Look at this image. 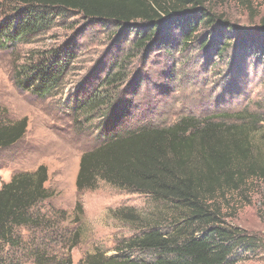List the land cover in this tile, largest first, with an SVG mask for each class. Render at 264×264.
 Listing matches in <instances>:
<instances>
[{
    "label": "trees",
    "instance_id": "1",
    "mask_svg": "<svg viewBox=\"0 0 264 264\" xmlns=\"http://www.w3.org/2000/svg\"><path fill=\"white\" fill-rule=\"evenodd\" d=\"M209 2L0 0L6 7L0 21V49L44 37L77 16L82 22L59 47L33 53L16 69L17 88L36 97L65 87L67 74L88 48L87 41L99 35L109 38L103 57L65 100L80 122L91 126L96 119L97 144L80 156L76 192L94 190L105 181L170 208L163 218L165 225L148 223L149 228L118 241L116 255L95 250L82 264H234L242 255L260 250L255 236L225 225L219 202L228 193L246 196L250 182L264 181V135L260 134L262 141L254 138L264 126V108L214 107L206 115L173 119L174 111L164 115L155 99L175 89L153 82L149 89L153 95L145 97L151 81L143 70L127 69L132 60L147 64L151 57H172L173 50H199L207 61L220 60L234 45L232 77L243 71L244 58H259L264 51V21L259 29L238 27L215 13ZM179 76V68L162 72L163 79L174 82L170 86ZM6 117L7 111L0 109V150L19 142L27 129L26 117L15 121ZM47 181V167L41 164L34 171H15L1 182L0 264H72L70 252L79 229L66 235V229H56L59 223L34 211L53 196ZM74 209L83 213L80 201ZM118 214L127 220L138 218L132 209H119ZM23 230L35 237L24 239ZM56 233L63 237L52 246Z\"/></svg>",
    "mask_w": 264,
    "mask_h": 264
},
{
    "label": "rangeland",
    "instance_id": "2",
    "mask_svg": "<svg viewBox=\"0 0 264 264\" xmlns=\"http://www.w3.org/2000/svg\"><path fill=\"white\" fill-rule=\"evenodd\" d=\"M209 5L225 20L244 29H259L261 21H264V0H210ZM5 10V5L0 4V21ZM81 23L77 16L52 28L44 37L0 49V109L7 111L9 120L27 118L23 138L0 150V184L8 181L15 171H34L41 164L47 167L45 186L53 196L39 203L34 211L59 223L56 229H66V235L79 229L78 242L70 252L72 264H82L85 256L95 250L104 251L106 256L116 255L114 249L118 241L139 234L149 228L148 223L165 225L163 218L170 211L166 204L144 194L120 190L105 181H99L94 190L81 194L76 192L75 176L80 156L97 144L96 119L90 122L91 126L80 122L81 118L73 116L65 100L96 61L103 57L109 47L107 35H99L86 42L88 48L77 58L66 76L65 87L57 93L39 98L30 92L20 91L15 84L16 69L28 62L33 53L59 47ZM201 33L204 34L203 31ZM196 47L199 49V44ZM236 50L232 45L223 59L209 61L199 50L182 53L173 50L172 57H151L147 64L139 62L138 58L132 60L127 69L131 73L143 70V75L151 81L145 86V97L153 95L149 90L154 88L153 82L160 81L169 89H175L165 94L158 91L160 95L155 99L160 110L166 111L164 115L174 111L170 117L173 119L183 114L206 115L214 107L226 111H238L247 105L251 109L256 106L264 108V65L260 63L264 61V51L259 58H244L240 64H243V71L231 77L229 72L235 64L232 56L236 57ZM33 59L36 60L37 56ZM168 68H179L180 76L174 86H170L174 83L172 80L162 78V72ZM261 133L264 135V126L254 135L255 140L262 141ZM248 187L246 196L228 193L219 203L225 225L247 231L261 245L259 251L242 255L234 264H264V181L250 182ZM77 201H80L83 213L74 209ZM119 209H132L138 218L127 220L118 214ZM58 211H63L64 216ZM56 235L51 239L52 246L59 242V237H63V234ZM31 236L35 237L23 230L24 239ZM57 249L61 250V247Z\"/></svg>",
    "mask_w": 264,
    "mask_h": 264
}]
</instances>
